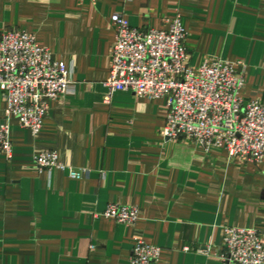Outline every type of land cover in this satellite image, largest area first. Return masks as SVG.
<instances>
[{
    "label": "crops",
    "instance_id": "obj_1",
    "mask_svg": "<svg viewBox=\"0 0 264 264\" xmlns=\"http://www.w3.org/2000/svg\"><path fill=\"white\" fill-rule=\"evenodd\" d=\"M114 13L144 29L180 14L191 66L235 63L244 99L264 103V0H0V34H33L74 82L49 102L38 133L11 120L13 156L0 155V264H130L138 239L162 248L157 264H220L225 226L264 239V159L164 136L165 98L116 91L103 100ZM4 112L0 91V123ZM46 150L87 174L38 171L33 158ZM110 203L137 207L138 220L101 216Z\"/></svg>",
    "mask_w": 264,
    "mask_h": 264
},
{
    "label": "built area",
    "instance_id": "obj_2",
    "mask_svg": "<svg viewBox=\"0 0 264 264\" xmlns=\"http://www.w3.org/2000/svg\"><path fill=\"white\" fill-rule=\"evenodd\" d=\"M115 38L110 69L103 82L104 101L116 91H131L138 97L165 98L164 136L197 143L205 150L224 149L230 158L260 162L264 159V103L245 100L242 73L235 63L205 57L197 67L189 63L185 45L187 32L180 14L165 19L164 28L130 25L122 13L111 16ZM237 64H242L240 61ZM66 65L36 42L33 34L7 29L0 34V91L5 103L0 123V155L10 160L13 146L10 123L36 134L41 129L49 102L73 90ZM38 171L58 169L74 179L86 169L64 165L52 150L33 158ZM101 216L117 223L134 224L135 206L108 204ZM220 264H264V239L257 228L225 226ZM263 235H264V229ZM162 248L138 239L130 264H157Z\"/></svg>",
    "mask_w": 264,
    "mask_h": 264
}]
</instances>
